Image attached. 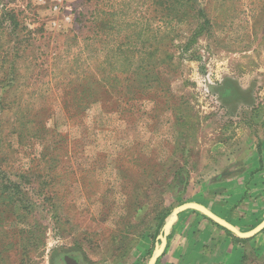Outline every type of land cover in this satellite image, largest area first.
I'll return each mask as SVG.
<instances>
[{
  "label": "rangeland",
  "instance_id": "1",
  "mask_svg": "<svg viewBox=\"0 0 264 264\" xmlns=\"http://www.w3.org/2000/svg\"><path fill=\"white\" fill-rule=\"evenodd\" d=\"M173 2L0 0V264H147L186 201L264 219L227 181L264 150V0ZM236 241L264 264L263 230Z\"/></svg>",
  "mask_w": 264,
  "mask_h": 264
},
{
  "label": "crops",
  "instance_id": "2",
  "mask_svg": "<svg viewBox=\"0 0 264 264\" xmlns=\"http://www.w3.org/2000/svg\"><path fill=\"white\" fill-rule=\"evenodd\" d=\"M261 157L262 163L260 162L259 153L257 155L254 152L249 161L240 166V168L242 167L240 170H243V172L238 176L227 179V181L243 180V186L240 188V198L248 190L244 183L248 179H251V183L248 184L253 192L257 188L264 187L263 182L260 186L251 185L255 184L258 179L264 181V150H262ZM247 172H250L249 175H246ZM251 172L255 173L252 174ZM225 183L227 185L229 182ZM243 201L245 203L250 202L245 197ZM207 206L212 210L216 208L208 203ZM191 213V210H187V212L184 211L179 215L174 224V232H172L174 235L172 234L168 239L166 251L161 256L158 264H240L247 248L245 243L237 242L225 230L219 228L204 216L192 215Z\"/></svg>",
  "mask_w": 264,
  "mask_h": 264
},
{
  "label": "water",
  "instance_id": "3",
  "mask_svg": "<svg viewBox=\"0 0 264 264\" xmlns=\"http://www.w3.org/2000/svg\"><path fill=\"white\" fill-rule=\"evenodd\" d=\"M187 210L200 212L239 238H251L264 229V219L254 228L243 231L236 224L218 214L206 204L197 201H186L174 207L166 216L147 264H156L158 259L164 254L168 244V236L171 234L174 224L178 220L179 215ZM62 260L64 264H82L80 262L81 259L75 254L66 253L62 256Z\"/></svg>",
  "mask_w": 264,
  "mask_h": 264
},
{
  "label": "trees",
  "instance_id": "4",
  "mask_svg": "<svg viewBox=\"0 0 264 264\" xmlns=\"http://www.w3.org/2000/svg\"><path fill=\"white\" fill-rule=\"evenodd\" d=\"M195 2H197V0H194ZM188 4H192V0H174L173 2V5H172V10L174 13H178L185 5H188ZM199 13H204V10L202 8H199ZM7 14V15H6ZM5 15L6 16H9V18L12 20V22L16 23L13 19V14H11V12L9 11V13H6ZM204 17L206 18V14L204 15ZM7 18H4L3 20H6ZM181 20V18H180ZM15 28V27H14ZM261 153H260V162L262 163L263 160L261 158ZM0 171H1V168H0ZM1 173V172H0ZM176 175L175 178L178 177V182L177 183H184L185 184V174L183 173V170L179 169L178 172H176ZM1 177V176H0ZM2 179L4 177H1ZM9 180V179H8ZM5 182V180H2ZM9 184L8 185H5L3 188H2V194H1V199L3 201H6L5 202V209L1 210L0 212V215L3 216V212L8 208L9 204L11 203L12 199H13V194H10L9 190L12 188H15L17 185H13L12 182L9 180ZM174 184H176V182H174ZM177 186L175 185L174 189H177L176 188ZM194 211V210H193ZM197 212V211H195ZM170 213V211L168 210L167 212H165L164 214L162 215H159L158 218H160V221H159V224L157 226V229H161L162 225H163V222L166 218V216ZM199 213V212H198ZM201 214V213H200ZM203 215V214H202ZM204 217H206L205 215H203ZM207 219H209L208 217H206ZM212 223H214L215 225H217L219 228L223 229L226 231L227 234H229L230 236L233 237L234 240H238V241H242V242H245L247 240H249L250 238H238L236 236L233 235V233H231L229 230H227L226 228L220 226L219 224H217L216 222L212 221L211 219H209ZM1 221V220H0ZM174 229V227H173ZM172 229V232L174 231ZM264 231V229H263ZM171 232V233H172ZM172 234H170L168 236V239L171 237ZM167 248V247H166ZM166 251V250H165ZM66 253H71V254H75L77 255L80 259H83L87 262V264H89V262L87 261V259L85 258L84 256V253L81 252L80 250H76V251H73V250H70V249H67V250H63V251H59V250H54L53 251V254H52V258H51V262L52 264H64L63 260H62V256ZM161 257L158 259L157 263H159Z\"/></svg>",
  "mask_w": 264,
  "mask_h": 264
},
{
  "label": "flooded vegetation",
  "instance_id": "5",
  "mask_svg": "<svg viewBox=\"0 0 264 264\" xmlns=\"http://www.w3.org/2000/svg\"><path fill=\"white\" fill-rule=\"evenodd\" d=\"M81 262V261H80Z\"/></svg>",
  "mask_w": 264,
  "mask_h": 264
}]
</instances>
